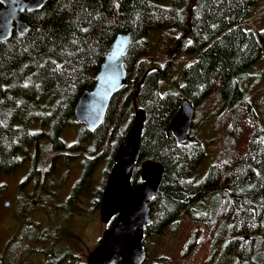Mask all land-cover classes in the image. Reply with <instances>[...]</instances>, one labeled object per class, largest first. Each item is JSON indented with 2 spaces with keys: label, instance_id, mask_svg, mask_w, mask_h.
Returning <instances> with one entry per match:
<instances>
[{
  "label": "trees",
  "instance_id": "16d2710c",
  "mask_svg": "<svg viewBox=\"0 0 264 264\" xmlns=\"http://www.w3.org/2000/svg\"><path fill=\"white\" fill-rule=\"evenodd\" d=\"M255 1L49 0L41 11L25 14L30 30L0 44V176L19 170L27 148L35 146L27 179L43 182L37 190L44 199L57 160L67 164L83 155L73 198L95 166L106 162L92 200L99 210L117 148L135 111L142 109L131 186L142 183L140 162L152 161L164 170L162 186L150 201L145 236L159 237L167 229L175 233L187 217L211 231L207 264H264V127L256 115L262 107L249 101L255 87L243 83L253 77L248 70L264 52V29L257 34L246 29ZM121 34L130 35L123 57L126 83L112 96L102 124L91 132L79 125L77 141L66 147L61 132L78 125L76 102L94 87L105 55ZM157 37L162 63L151 56ZM185 55L192 59L184 62L181 86L160 94L159 87L167 88L173 79L171 59L185 60ZM184 99L194 105L195 117L190 140L178 144L169 124ZM206 130L224 137L217 162L199 179L203 145L217 140H205ZM48 155L49 168L43 169ZM113 223L114 218L108 229ZM25 227L32 241L34 229ZM23 231L9 243L11 252L25 251ZM195 245L190 241L184 253ZM157 262L168 264L165 257Z\"/></svg>",
  "mask_w": 264,
  "mask_h": 264
},
{
  "label": "rangeland",
  "instance_id": "374dc122",
  "mask_svg": "<svg viewBox=\"0 0 264 264\" xmlns=\"http://www.w3.org/2000/svg\"><path fill=\"white\" fill-rule=\"evenodd\" d=\"M246 29L255 34L264 29V0H256L251 5ZM152 44L155 49L151 51V56L162 63L161 38H155ZM185 56V60L182 56L181 59H171L173 66L170 77L173 79L167 84V88L159 87L160 94H165L176 87V84L181 86L184 62L192 59V56ZM248 74L253 77H248L243 83L248 87H255L249 101L255 108L259 105L262 107L256 115L264 127V52L261 59L249 68ZM208 105L206 103L205 108ZM201 114L205 116L203 110ZM80 128L79 125H71L63 129L60 137L66 147L77 141ZM44 129L48 130V126ZM205 133L208 134V130ZM222 135L224 137V132L216 133L211 130L205 137V140H217L203 145L205 157L199 166V179L217 162ZM39 145L41 146V142ZM27 151L26 160L19 170L0 176V264L2 260L5 264H10L11 259L12 264H88L89 254L97 247L103 232L107 230V226L100 221L99 210L92 208L94 193L102 186L106 162L95 166L89 180L71 198L74 185L82 177V155L67 160V164L64 159H58L56 170L47 186V198L41 199L46 194L37 189H42L43 182L37 184L27 179L35 146H29ZM47 159H50L49 155L43 169L49 168ZM25 226L34 229L32 241L27 237ZM23 229V238L26 237L21 246L25 251L11 252L9 243L14 237L18 238ZM178 229L175 233L167 229L159 237H146L143 240L146 252L143 264H163L157 262L162 257H165L168 264H207L211 257V231L187 217L182 220V227L180 224ZM190 241L197 245L184 253Z\"/></svg>",
  "mask_w": 264,
  "mask_h": 264
},
{
  "label": "water",
  "instance_id": "95a60500",
  "mask_svg": "<svg viewBox=\"0 0 264 264\" xmlns=\"http://www.w3.org/2000/svg\"><path fill=\"white\" fill-rule=\"evenodd\" d=\"M49 0H0V44L13 34L24 36L30 27L22 19L25 14L41 11ZM130 43V35L116 37L100 65L96 83L83 91L75 105V121L88 131H95L103 122L112 96L126 83L123 57ZM195 108L184 99L169 124L178 144L190 140ZM145 112L137 109L134 122L120 142L108 176L99 213L100 221L113 226L105 231L100 245L90 253L88 264H113L116 257L122 264H143L146 252L142 247L143 233L150 220V201L159 192L164 170L152 161L141 163L142 183L132 188L130 180L139 159ZM128 260H126V259Z\"/></svg>",
  "mask_w": 264,
  "mask_h": 264
}]
</instances>
